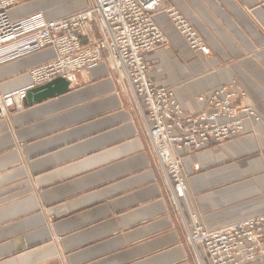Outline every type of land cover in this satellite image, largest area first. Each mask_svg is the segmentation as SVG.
Returning <instances> with one entry per match:
<instances>
[{"label": "crops", "instance_id": "0c3cea01", "mask_svg": "<svg viewBox=\"0 0 264 264\" xmlns=\"http://www.w3.org/2000/svg\"><path fill=\"white\" fill-rule=\"evenodd\" d=\"M168 1L210 53L190 50L160 11L167 40L145 55L149 78L194 112L235 77L246 97L233 105L264 116V0ZM89 2L18 0L9 16L54 20ZM54 56L48 47L0 63V92L29 85V70ZM181 162V205L204 227L264 213L261 124L246 118L230 144L184 152ZM173 206L139 112L107 64L0 118V264H197Z\"/></svg>", "mask_w": 264, "mask_h": 264}, {"label": "built area", "instance_id": "2783aa9c", "mask_svg": "<svg viewBox=\"0 0 264 264\" xmlns=\"http://www.w3.org/2000/svg\"><path fill=\"white\" fill-rule=\"evenodd\" d=\"M17 2L0 0V63L48 47L55 56L29 70V85L0 92V117L22 109L31 88L58 77L70 83L91 66L107 64L139 112L171 200L178 209V197L186 189L181 162L184 152L199 151L240 133L246 118L264 128V119L252 108L233 105L236 92L230 87L213 91L204 99L205 107L187 112L172 88L157 85L149 78L145 55L167 40L155 21L160 11L167 14L174 31L190 50L209 53L193 25L176 9L165 6V0H90L84 9L48 21L40 13L12 20L9 10ZM184 225L186 228L185 221ZM187 241L200 262L197 246L203 249L208 264H249L264 258V213L213 229L194 220L187 227Z\"/></svg>", "mask_w": 264, "mask_h": 264}, {"label": "rangeland", "instance_id": "374dc122", "mask_svg": "<svg viewBox=\"0 0 264 264\" xmlns=\"http://www.w3.org/2000/svg\"><path fill=\"white\" fill-rule=\"evenodd\" d=\"M166 3H168V5L166 4ZM164 4H166L167 6H169V7H173L174 9H176L180 14H182V12L181 11H179V9L174 5V4H172L171 2H169L168 0H165V2H164ZM183 15V14H182ZM184 16V15H183ZM198 34V33H197ZM198 36L201 38V40L203 41V39H202V37L198 34ZM204 42V41H203ZM205 43V42H204ZM206 44V43H205ZM207 45V44H206ZM207 47H208V45H207ZM208 49H209V47H208ZM209 53H210V49H209ZM208 53V54H209ZM207 55V54H206ZM83 72H86V71H83ZM230 84H232L233 86H230ZM221 87H230L231 89H233L235 92H236V94H235V100H240V99H243L244 97H246V92L242 89V87H241V85L238 83V81H237V79L235 78V77H233L228 83H226V84H224V85H222V86H220L219 88H221ZM218 88V89H219ZM237 91H239V92H237ZM241 93L243 94V96H241ZM233 98V99H234ZM236 107V106H235ZM242 107H248V106H242ZM238 108H240V107H238ZM251 108V107H250ZM253 109V108H252ZM254 110V109H253ZM254 112L260 117V118H262V119H264V116H261V115H259L255 110H254ZM0 118H2V117H0ZM254 121V120H253ZM255 122V121H254ZM242 131V130H241ZM241 131H240V133H241ZM240 133H233L232 135H230L229 137H227V138H225V139H223L222 141H220V142H216V143H222V142H227V143H231L236 137H238L239 135H240ZM197 169H198V165H197ZM196 169V170H197ZM186 189H187V177H186ZM186 189H185V191H186ZM185 191H184V193H183V195L182 196H180V197H178V206H179V208L180 209H178L177 208V205H175V204H173L174 206V211L176 212V214H177V216H178V218H179V220H180V222H182V224H183V227H184V232H185V237H186V239H187V227L189 226V224L192 222V221H194V220H196L197 222H198V219H197V217H196V215H195V213L193 212V211H191V210H187L186 208H184V207H182V205L181 204H184L183 202H181L180 201V199L183 197L184 198V196H185ZM170 199H171V197H170ZM172 201V200H171ZM181 202V203H180ZM172 203H173V201H172ZM244 220V219H243ZM184 221H185V223H186V225H187V227L185 228V225H184ZM240 221H242V220H240ZM237 222H239V221H237ZM234 223H236V222H234ZM230 224V223H229ZM187 243H188V241H187ZM188 245H189V247H190V249H191V253H192V255H193V257H194V259H195V261H196V263L198 264V260H197V254H196V252H195V250L193 249V247L188 243ZM197 248V252H198V254H199V257L201 258V260H202V262H203V264H208V262H207V260H206V258H205V255L203 256V254H202V251H201V247L200 246H197L196 247ZM203 250V249H202ZM262 260H264V258H262V259H259V260H254L253 262H260V261H262ZM252 263V262H251Z\"/></svg>", "mask_w": 264, "mask_h": 264}, {"label": "water", "instance_id": "95a60500", "mask_svg": "<svg viewBox=\"0 0 264 264\" xmlns=\"http://www.w3.org/2000/svg\"><path fill=\"white\" fill-rule=\"evenodd\" d=\"M69 90V81L65 78L58 77L43 85L28 90L25 102L33 103L53 97ZM24 102V104H25Z\"/></svg>", "mask_w": 264, "mask_h": 264}, {"label": "bare ground", "instance_id": "6f19581e", "mask_svg": "<svg viewBox=\"0 0 264 264\" xmlns=\"http://www.w3.org/2000/svg\"><path fill=\"white\" fill-rule=\"evenodd\" d=\"M197 251V250H196ZM200 264H202V262H200Z\"/></svg>", "mask_w": 264, "mask_h": 264}]
</instances>
